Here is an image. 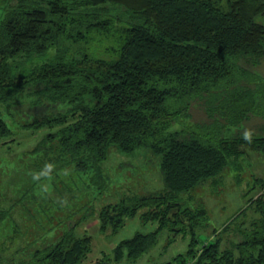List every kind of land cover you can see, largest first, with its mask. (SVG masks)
Masks as SVG:
<instances>
[{
  "label": "trees",
  "instance_id": "16d2710c",
  "mask_svg": "<svg viewBox=\"0 0 264 264\" xmlns=\"http://www.w3.org/2000/svg\"><path fill=\"white\" fill-rule=\"evenodd\" d=\"M220 1L0 0V104L17 98L26 84L40 85L32 92L38 100L47 97L76 115L27 125L49 129L41 148L29 153H42L45 175L0 207V264L86 260L91 237L75 229L92 214L88 206L99 194L111 147L127 153L145 147L159 155L164 189L101 208L100 233L118 231L139 210H145L142 222L158 226L119 242L100 264L134 262L163 229L191 237L186 253L164 264H264V179L253 178L245 206L198 248L195 229L207 211L179 202L181 193L228 166L237 171L247 152L264 155V136L223 135L252 118L264 121V24L257 21L264 2ZM117 24L116 59L73 58L59 50L45 60L61 39L115 36ZM20 57L45 61L21 81L9 65ZM10 137L0 115V145ZM248 208L253 213L237 222L240 241L222 248L220 236Z\"/></svg>",
  "mask_w": 264,
  "mask_h": 264
},
{
  "label": "rangeland",
  "instance_id": "374dc122",
  "mask_svg": "<svg viewBox=\"0 0 264 264\" xmlns=\"http://www.w3.org/2000/svg\"><path fill=\"white\" fill-rule=\"evenodd\" d=\"M261 3L264 0H258ZM222 5L223 1L218 0ZM257 21L264 24V12L257 17ZM121 24L115 25L110 34L94 32L83 39H61L59 44L50 49L45 60L51 59L57 51H65L68 57L111 61L118 56V35ZM119 32V31H117ZM117 39V40H116ZM40 58H17L10 61L9 65L14 69L16 76L26 80L31 71L44 63ZM40 85L26 84L20 88L17 98L8 104H0V115L12 129L13 137L2 141L0 145V207L7 208L17 201L38 180L41 181L45 172V162L40 156L29 154L38 147L41 140L49 132V129L32 130L27 125L35 120L48 117H58L65 114L68 121L75 119L70 107L58 103H51L48 98L38 100L32 93L40 89ZM264 121L260 118H252L237 127L225 130L223 135L233 137H259L264 136ZM48 146L47 144L43 145ZM38 157V159L36 158ZM239 169L228 166L219 175L210 177L200 182L193 189L179 195V202L195 208L202 204L207 216L203 226L195 229L198 244L216 238L214 232L220 231L246 204L252 192L249 186L253 178L264 179V155L261 153L247 152L238 159ZM160 156L150 149L140 147L132 152H122L111 147L106 160L102 164L104 181L99 194L94 200H88L87 206L92 210L84 222L80 223L75 233L78 236L89 235L91 237L90 251L86 255L85 264H100L103 257L112 254V249L119 242L132 238L135 233L148 234L157 229L158 224L153 221L142 222L141 214L145 210H139L134 217L125 219L124 226L116 232L108 228L104 233L98 230V214L107 204L118 203L122 199L142 196L144 194H158L164 189V182L159 168ZM264 194V191H263ZM87 207L84 208L86 212ZM251 208L234 222L222 237L221 246L229 247L230 242L241 239L238 231V223L252 214ZM60 235L56 231L54 238ZM57 235V236H56ZM56 236V237H55ZM190 234H179L163 229L158 235L155 244L134 262H127L125 258L121 263L110 264H164L175 256L186 253L190 243ZM111 257V256H110Z\"/></svg>",
  "mask_w": 264,
  "mask_h": 264
},
{
  "label": "crops",
  "instance_id": "0c3cea01",
  "mask_svg": "<svg viewBox=\"0 0 264 264\" xmlns=\"http://www.w3.org/2000/svg\"><path fill=\"white\" fill-rule=\"evenodd\" d=\"M97 222H98V220H97ZM238 241H240V240H238ZM238 241H235V242L231 241L229 245H231V243H236V242H238ZM225 246H227V245H225ZM225 246L222 247V248H226ZM85 261H86V260H85ZM85 261H84L82 264H85Z\"/></svg>",
  "mask_w": 264,
  "mask_h": 264
}]
</instances>
